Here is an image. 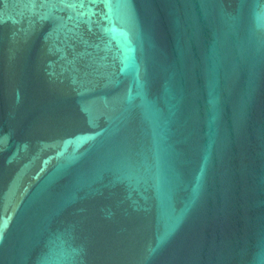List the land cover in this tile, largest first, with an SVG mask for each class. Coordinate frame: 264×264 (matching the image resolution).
Returning <instances> with one entry per match:
<instances>
[{
    "label": "water",
    "instance_id": "water-1",
    "mask_svg": "<svg viewBox=\"0 0 264 264\" xmlns=\"http://www.w3.org/2000/svg\"><path fill=\"white\" fill-rule=\"evenodd\" d=\"M0 264H264V0H0Z\"/></svg>",
    "mask_w": 264,
    "mask_h": 264
}]
</instances>
